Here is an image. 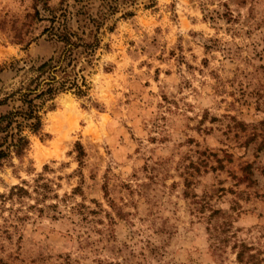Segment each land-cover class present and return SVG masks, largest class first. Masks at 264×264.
I'll return each mask as SVG.
<instances>
[{
	"label": "rangeland",
	"instance_id": "1",
	"mask_svg": "<svg viewBox=\"0 0 264 264\" xmlns=\"http://www.w3.org/2000/svg\"><path fill=\"white\" fill-rule=\"evenodd\" d=\"M50 17L100 42L0 166L58 212L0 202V264H264V0H0L3 90L56 49Z\"/></svg>",
	"mask_w": 264,
	"mask_h": 264
},
{
	"label": "trees",
	"instance_id": "2",
	"mask_svg": "<svg viewBox=\"0 0 264 264\" xmlns=\"http://www.w3.org/2000/svg\"><path fill=\"white\" fill-rule=\"evenodd\" d=\"M47 21L49 24L40 33L56 44V49L45 60L29 66L16 87L10 90L0 87V107H5L0 111V166L13 157L18 160L23 157L29 145L28 135L37 134L41 129L40 113L47 100L66 91L83 96L87 89L82 72L84 65H90V59L98 48V32L89 31L85 37L83 32L77 33L67 28L64 21L53 17ZM4 69L1 66L0 72ZM73 147L79 166L84 152L78 142ZM56 198V193L41 174L30 184L21 181L11 185L6 193L0 194L1 207L5 201L9 202V207H6L8 210L12 209L13 203L18 205V208L11 210V216L15 219H19L15 213L21 206H25V199H32L33 203L26 204V208L38 215L45 212L58 213L55 203L44 204L45 200ZM50 216L55 217L54 213ZM248 257L252 258V255Z\"/></svg>",
	"mask_w": 264,
	"mask_h": 264
}]
</instances>
